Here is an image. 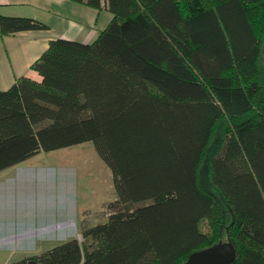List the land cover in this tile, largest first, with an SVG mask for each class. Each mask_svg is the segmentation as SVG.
<instances>
[{
    "label": "trees",
    "instance_id": "16d2710c",
    "mask_svg": "<svg viewBox=\"0 0 264 264\" xmlns=\"http://www.w3.org/2000/svg\"><path fill=\"white\" fill-rule=\"evenodd\" d=\"M72 1L114 19L0 91V172L92 142L126 210L14 264H184L226 240L264 264V0ZM46 29L0 17L1 35Z\"/></svg>",
    "mask_w": 264,
    "mask_h": 264
},
{
    "label": "rangeland",
    "instance_id": "374dc122",
    "mask_svg": "<svg viewBox=\"0 0 264 264\" xmlns=\"http://www.w3.org/2000/svg\"><path fill=\"white\" fill-rule=\"evenodd\" d=\"M45 154L40 159L46 164L45 167H41V170L37 171L36 168L33 169L27 165L24 170H17L20 173L12 182L18 189L21 182L26 183L31 188L26 196L30 200L34 199L36 192L43 189L42 185L46 184L45 192L48 199L45 201V208L49 209L46 219L48 222L42 228V224L36 220L35 213L32 218L21 215L11 219L4 218L1 213L5 207L4 192L1 189L0 264H14L29 257L40 256L54 246L65 243L69 236L76 234L80 217L82 228L79 242L85 245L83 237L85 230L108 222L113 211L126 210V206L110 207L118 200L113 174L98 155L92 142ZM3 174H0V179L4 177ZM47 182L52 185L51 191L48 190ZM53 185L56 186L55 189ZM20 193L18 192V195L13 197L15 202L21 198ZM64 195L67 197L62 199ZM68 197L71 201V218L66 223H59L58 221L66 220L65 217L59 220L57 212L60 209L61 211L68 210ZM17 205L20 209L26 207L20 203ZM141 206L143 204L136 205L135 208ZM73 222H76V226ZM200 227L208 235L213 232V228L207 220H204Z\"/></svg>",
    "mask_w": 264,
    "mask_h": 264
},
{
    "label": "crops",
    "instance_id": "0c3cea01",
    "mask_svg": "<svg viewBox=\"0 0 264 264\" xmlns=\"http://www.w3.org/2000/svg\"><path fill=\"white\" fill-rule=\"evenodd\" d=\"M103 1L105 5L107 0ZM0 17L31 18L48 26L46 30H30L10 35L0 34V91L9 90L23 77L41 81L42 78L33 70V65L49 49L52 41L67 39L92 44L114 19L113 13L107 7L96 9L72 0H0ZM44 155H46L45 152H42L19 165L0 172V174L4 173V177L0 179V190L4 192L5 209L3 208L1 212L4 218L11 219L20 215L32 218L35 213L36 220L42 224V228L48 222L46 219L49 209L45 208V201L48 199L45 192L46 184L42 185L43 189L38 190L36 197L30 200L26 196L31 188L21 182L18 189L12 182L20 173L17 170H24L27 165L33 169L36 168L37 171L45 167L46 164L40 161ZM53 186L55 189L56 186ZM47 187L51 191L52 185L48 183ZM18 192H21V198L15 202L13 197L17 196ZM65 197L67 195H64L62 199ZM68 199V210L61 211L59 208L57 212L59 220L66 218V220L58 221L59 223H66L71 218V201L69 197ZM19 203L26 207L20 209L17 205ZM80 219L81 217L76 234L69 236L66 242L79 240L82 228ZM73 224L76 226V222Z\"/></svg>",
    "mask_w": 264,
    "mask_h": 264
},
{
    "label": "water",
    "instance_id": "95a60500",
    "mask_svg": "<svg viewBox=\"0 0 264 264\" xmlns=\"http://www.w3.org/2000/svg\"><path fill=\"white\" fill-rule=\"evenodd\" d=\"M238 251L230 240L192 253L184 264H235Z\"/></svg>",
    "mask_w": 264,
    "mask_h": 264
},
{
    "label": "bare ground",
    "instance_id": "6f19581e",
    "mask_svg": "<svg viewBox=\"0 0 264 264\" xmlns=\"http://www.w3.org/2000/svg\"><path fill=\"white\" fill-rule=\"evenodd\" d=\"M2 227V226H1Z\"/></svg>",
    "mask_w": 264,
    "mask_h": 264
}]
</instances>
